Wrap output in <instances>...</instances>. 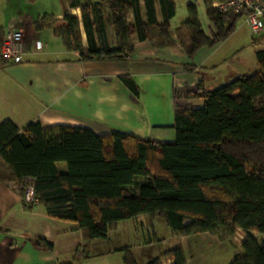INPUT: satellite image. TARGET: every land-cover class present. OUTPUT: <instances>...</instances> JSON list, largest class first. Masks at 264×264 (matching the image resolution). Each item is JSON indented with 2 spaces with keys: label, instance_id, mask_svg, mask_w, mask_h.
Returning <instances> with one entry per match:
<instances>
[{
  "label": "trees",
  "instance_id": "1",
  "mask_svg": "<svg viewBox=\"0 0 264 264\" xmlns=\"http://www.w3.org/2000/svg\"><path fill=\"white\" fill-rule=\"evenodd\" d=\"M213 1L204 0L210 35L196 5L189 3L188 18L173 39L174 0H159L163 22L158 21L155 0H66L70 8L80 9L81 17L43 16L35 28L52 29L67 51H77L84 60L127 58L134 50L133 36L160 49L179 43L191 60L199 49L230 37L242 17L231 10L220 12ZM4 35L0 30V43ZM255 57L257 71L212 91L200 88L203 107L175 111L174 141L40 122L20 128L5 119L0 122V181L23 184L32 178L38 204L49 216L76 223L88 241L107 239L119 221L161 216L178 237L207 232L226 239L241 229L244 254L230 264H264V244L250 233H264V49ZM120 79L139 95L131 76ZM137 176L146 177L138 194L133 187ZM35 243L53 250L45 239ZM85 256L84 248L60 264H75ZM165 257H172L173 264L186 263L181 246L166 250ZM124 264L137 263L128 255ZM145 264H162L161 256Z\"/></svg>",
  "mask_w": 264,
  "mask_h": 264
},
{
  "label": "crops",
  "instance_id": "2",
  "mask_svg": "<svg viewBox=\"0 0 264 264\" xmlns=\"http://www.w3.org/2000/svg\"><path fill=\"white\" fill-rule=\"evenodd\" d=\"M36 1L0 0V30L6 33L18 29L24 33V60L0 64V122L11 119L20 128L30 122H40L45 127L80 126L101 135L121 130L136 137L174 141V113L203 107L204 99L198 95L200 88L212 91L258 70L257 61L248 66L240 57L233 59L241 48H229V37L213 47L199 49L191 60L179 43L160 49L137 36L132 37L134 50L127 58L84 60L77 51H67L52 29L35 28L36 20L43 16L61 19L80 9L70 8L67 3L64 13L41 15L33 11ZM155 6L158 21L163 22L159 0H155ZM178 27H171L173 39ZM44 30L50 32V40H61L64 49L59 52L65 50V55H53L50 42L40 38ZM32 31L37 33L30 34ZM81 32L87 46L83 27ZM37 40L41 41V49L35 46ZM252 42L258 45L256 40ZM111 44H115L114 37ZM261 46L259 49H264ZM121 75L133 78L139 95L129 90ZM145 180V176L136 177V194ZM145 217L133 219L142 224ZM110 236L109 230L105 240H110ZM39 238L51 243L53 250L37 245ZM84 248L85 258L75 264L91 257L92 240L84 238L76 223L49 216L38 203L26 205L14 183L0 181V264H60L72 261ZM120 249L113 247L99 254ZM173 262L169 257L163 264Z\"/></svg>",
  "mask_w": 264,
  "mask_h": 264
},
{
  "label": "rangeland",
  "instance_id": "3",
  "mask_svg": "<svg viewBox=\"0 0 264 264\" xmlns=\"http://www.w3.org/2000/svg\"><path fill=\"white\" fill-rule=\"evenodd\" d=\"M176 14L170 20V25L174 29L180 26L188 17L187 4L193 2L199 13V19L203 30L210 32V20L207 16L204 0H174ZM31 7V6H30ZM33 11L44 14H61L66 11V0H37ZM29 9V8H28ZM72 14L81 17V11L72 10ZM129 22H133V17H128ZM110 33H111V27ZM32 31L30 34H36ZM48 30L40 34V38L50 42V49L54 56L65 55V50L59 52L63 47L59 38H51ZM256 40L258 45L253 44ZM110 41L113 42V36L110 35ZM228 47L233 49L241 48L240 54L233 59L240 57L248 65H254L256 61L255 50L264 47V28L260 32L252 33L248 27L245 18L241 17L237 23L236 31L228 39ZM64 49V48H62ZM69 54V53H68ZM158 56H162L158 54ZM251 169V166H248ZM145 223L139 224L132 218L122 220L117 223L115 228L110 229V240L96 239L92 240L93 249L91 257L77 264H124L128 255L132 256L137 264H145L151 258L161 256L162 264L168 257L163 258L164 252L175 246H181L185 252V264H230L237 256L243 255L241 247L242 239L245 238L243 231L236 230L233 237L221 239L218 234L200 233L184 237H178L174 230L168 226L166 220L161 216H156L155 220L145 217ZM154 220V221H153ZM153 223V224H152ZM251 235L264 244V233L252 231ZM122 248L116 253L100 255V251L109 248ZM172 258V257H171Z\"/></svg>",
  "mask_w": 264,
  "mask_h": 264
},
{
  "label": "built area",
  "instance_id": "4",
  "mask_svg": "<svg viewBox=\"0 0 264 264\" xmlns=\"http://www.w3.org/2000/svg\"><path fill=\"white\" fill-rule=\"evenodd\" d=\"M213 6L220 12L233 11L242 15L252 33L260 32L264 28V0H214ZM38 49L42 48L41 41H35ZM24 54V33L18 29H12L5 33L0 43V64L8 62H22ZM14 183L17 189L23 190L22 200L30 206L37 204L33 179L25 178V183Z\"/></svg>",
  "mask_w": 264,
  "mask_h": 264
}]
</instances>
